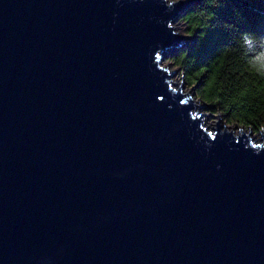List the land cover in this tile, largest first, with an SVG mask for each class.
Listing matches in <instances>:
<instances>
[{"label": "water", "instance_id": "1", "mask_svg": "<svg viewBox=\"0 0 264 264\" xmlns=\"http://www.w3.org/2000/svg\"><path fill=\"white\" fill-rule=\"evenodd\" d=\"M195 1L0 0V264H264V126L163 65Z\"/></svg>", "mask_w": 264, "mask_h": 264}, {"label": "trees", "instance_id": "2", "mask_svg": "<svg viewBox=\"0 0 264 264\" xmlns=\"http://www.w3.org/2000/svg\"><path fill=\"white\" fill-rule=\"evenodd\" d=\"M189 45L170 57L186 82L227 125L264 126V71L252 57L264 52V0H198L182 15Z\"/></svg>", "mask_w": 264, "mask_h": 264}, {"label": "rangeland", "instance_id": "3", "mask_svg": "<svg viewBox=\"0 0 264 264\" xmlns=\"http://www.w3.org/2000/svg\"><path fill=\"white\" fill-rule=\"evenodd\" d=\"M186 9H184L180 13L176 14L173 17V22H172V25L174 27L173 31L178 33V34L186 35V37L183 39V42H182L181 46H179V47L174 46L173 48L169 49V51L166 53V55H165V57L163 59V62H164L163 65H167L169 67V69H171V71L174 69L173 70V72L175 74L174 77L177 80L176 81L174 79V83H179L181 85V89L183 90V92H185L188 89V93H189L190 98L192 99V101L194 102V100H195V103L197 101L199 102L198 109L201 110L204 113V115H205L204 116L205 125H207L208 128H212V127H215V121L217 119V114L211 113L209 111L208 105L196 94L194 86H190L186 82V80L184 78V75L181 72V68L170 57V55L173 54L174 52H176V50L178 51V49L189 45V43L193 40L194 36H187V35H191V34L188 32V28H187V25H186L184 19H182L183 12ZM225 122L218 116V123L220 125L223 126V124H224L225 126H227L225 124ZM225 126H224V128H225ZM228 126H230L231 128H234V132H238V130L241 127V126L239 127L236 124L228 125ZM249 129H250L249 127H241V131H243V132H247V131H249ZM249 136L255 137L256 141H259V140L262 139V136H261L259 131L256 132V131L252 130V132H251V134Z\"/></svg>", "mask_w": 264, "mask_h": 264}, {"label": "clouds", "instance_id": "4", "mask_svg": "<svg viewBox=\"0 0 264 264\" xmlns=\"http://www.w3.org/2000/svg\"><path fill=\"white\" fill-rule=\"evenodd\" d=\"M252 67L264 71V52H258L252 57Z\"/></svg>", "mask_w": 264, "mask_h": 264}, {"label": "bare ground", "instance_id": "5", "mask_svg": "<svg viewBox=\"0 0 264 264\" xmlns=\"http://www.w3.org/2000/svg\"><path fill=\"white\" fill-rule=\"evenodd\" d=\"M163 64H164V62H163ZM171 68V67H170ZM171 70V69H170ZM175 74H174V72L172 71L171 72V75H170V78L174 81V79H175ZM176 80V79H175ZM177 81V80H176ZM179 82V81H178ZM175 85H179V83H175ZM180 87H181V85H180ZM194 103H195V100H194ZM196 103H198L199 104V102L197 101ZM196 107H197V109H198V105H195ZM199 110V109H198ZM205 116V115H204Z\"/></svg>", "mask_w": 264, "mask_h": 264}]
</instances>
